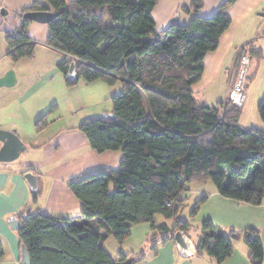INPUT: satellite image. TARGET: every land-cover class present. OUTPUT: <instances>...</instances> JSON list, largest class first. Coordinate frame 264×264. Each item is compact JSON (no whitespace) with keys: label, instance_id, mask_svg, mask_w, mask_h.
<instances>
[{"label":"trees","instance_id":"16d2710c","mask_svg":"<svg viewBox=\"0 0 264 264\" xmlns=\"http://www.w3.org/2000/svg\"><path fill=\"white\" fill-rule=\"evenodd\" d=\"M46 1L57 12L48 22L47 45L64 54L58 68L66 84L72 86L80 78L122 82L123 91L111 96L116 118L86 117L79 124L93 149L121 152V167L69 180L82 203L77 216L61 218L28 209L20 214L19 237L32 264H134L145 254L121 250L113 256L102 241L112 234L123 243L132 227L144 222L166 238H174L177 230L188 234L193 225L180 214L190 182L212 180L224 197L262 203L264 128L241 126V107L227 100L211 106L199 101L192 88L205 72L207 54L217 49L231 25L229 8L235 0H226L209 17L197 14L204 0H187L179 12L189 15V20H172L160 31L153 15L158 0ZM48 9L35 1L17 13L21 26L6 34L13 61L32 57L37 47L29 35L32 20L24 13ZM262 54L250 43L240 51L238 64L243 55L260 58ZM73 61L77 80L67 77ZM54 108L38 118L37 131L49 124ZM258 114L264 123V97ZM37 196L35 192L34 201ZM206 198L195 204L193 215ZM158 214L165 221H157ZM170 219L173 226L166 221ZM240 238L236 229L221 231L213 221H205L197 254L221 263ZM243 240L252 264H262L264 243L259 231H246ZM157 241L156 234L150 236L154 252ZM3 254L0 241V258Z\"/></svg>","mask_w":264,"mask_h":264},{"label":"crops","instance_id":"0c3cea01","mask_svg":"<svg viewBox=\"0 0 264 264\" xmlns=\"http://www.w3.org/2000/svg\"><path fill=\"white\" fill-rule=\"evenodd\" d=\"M35 1L47 4L54 11L46 0H0V6L5 7L8 11L7 15L0 13V77L9 69L15 70L17 77L14 85L0 87V129H15L26 144V149L19 158L14 161L0 162V241L4 247L0 264H21L22 244L18 227L15 225L17 222L20 223V214L25 209L33 213L46 212L61 218L79 215L82 203L71 191L69 180L81 177L88 172L118 168L121 160V152L118 150L98 152L93 149L88 137L80 130V123L64 124L55 128L53 127L55 119L53 120L50 116L49 124L43 130L37 131L38 118L53 106L57 109V105H52L46 111L42 110L45 109V106L37 105L35 107V92L50 82L58 72L62 74V82H65L63 84H66L65 75L58 66L45 69L38 78L30 82H22L20 89L11 93L10 90L16 88L15 86L23 81L24 72L17 65L21 59L13 61L8 55L9 47L6 34L21 26L22 18L17 13L33 5ZM186 1L158 0L153 11L158 31L166 28L177 13H179L180 19L189 20V15L179 12V7ZM225 1L204 0V5L197 14L209 17ZM263 11L264 0H235L230 6L231 25L222 35L217 49L207 54L205 72L202 78L192 86L194 94L202 96L199 101L213 106L216 102L226 100L241 64V60L238 64L240 51L250 43H253L255 48L264 51V21L258 20V18H264V15L259 14ZM29 35L36 42L39 41L47 45L48 23L32 21L29 25ZM35 54L26 58H33ZM253 59L249 57L247 61V73L248 68L257 64L253 62ZM247 73L246 101L243 108L249 98L247 90L251 77ZM262 97H264V90L261 89L253 102L256 108ZM106 111L112 112L111 110ZM251 123L253 124L239 121V124L246 128L253 126L264 128V123L259 115H255V119ZM48 134L49 136H46ZM38 139L40 141H37ZM35 152L38 155L35 156ZM28 171H33L38 176L39 187L36 191L30 188L25 179V173ZM188 184L187 190L191 189ZM35 192L38 194L36 201L33 199ZM200 192L202 191L200 190ZM203 193L207 195V198L199 212L189 219L186 218L193 225L188 236L196 246L194 254L181 255L174 238H166L163 232L153 230L152 224L149 222L135 224L130 236L127 237L132 238L134 244L141 250L137 252L134 249L124 250L122 248L118 253L121 250L135 254L144 253L145 257L134 264H252L249 258L250 251L243 240V235L235 242L232 254L221 263L207 254H197L199 238L197 240L195 235L199 234L200 237L199 230L202 222L213 221L221 225L225 231L236 229L244 234L248 230L256 229L264 243V197L259 205L240 202L222 196L217 191L216 185H213L208 192ZM162 218V221H165L163 216ZM156 220L162 222L157 218ZM170 220L173 221L171 225L168 220L166 221L170 226H173L174 220ZM153 234H156L158 238L156 252L150 242V236ZM102 245L106 248L105 243ZM146 245L148 251L144 250ZM106 250L113 255L107 248ZM262 264H264V260Z\"/></svg>","mask_w":264,"mask_h":264},{"label":"rangeland","instance_id":"374dc122","mask_svg":"<svg viewBox=\"0 0 264 264\" xmlns=\"http://www.w3.org/2000/svg\"><path fill=\"white\" fill-rule=\"evenodd\" d=\"M259 21H264V18H258ZM185 19L182 20V23H186ZM37 49L35 57L33 58H23L18 62V67H21L24 72V79L20 82L16 88H5L12 89L17 91L22 86V82H30L39 77V75L47 68L51 66L57 67L58 64L64 58L63 52L58 48L49 47L37 41ZM254 63H257L255 66L253 64L252 68H248V75L251 77L250 86L247 90L249 94L248 102L246 106L242 107L241 123L253 124L255 115L258 114V106L253 105L254 99L259 95V91L264 90V51L262 57H255L253 59ZM259 63V65H258ZM241 66V65H240ZM239 66V67H240ZM15 71V70H14ZM239 73H236V78ZM235 78V80H236ZM62 74L58 72L46 85H44L40 90L35 92V107L37 105L45 106L43 111L48 110L52 105L56 104L51 118L55 119V124L53 127H58L59 125L64 124H78L86 117H95L102 116L105 113H108L106 110H113V103L111 96L114 94L121 93L123 91L122 82L119 80L115 84H108L102 80H96L94 82H87L83 78L78 79L77 83L72 86H67L62 82ZM247 80V78H246ZM64 81V80H63ZM234 83V82H233ZM232 88V87H231ZM2 89V88H1ZM246 89V87H245ZM231 90V89H230ZM1 91V90H0ZM51 91L53 92L51 94ZM212 92V91H211ZM195 97L198 100H201L202 96L196 94ZM13 98V97H12ZM263 98V97H262ZM217 103V102H216ZM216 103H214L216 105ZM19 105V104H18ZM20 106V105H19ZM258 117V116H257ZM260 117V116H259ZM252 126V125H249ZM53 131V130H51ZM46 136H49L46 135ZM42 137V136H40ZM37 141H40L39 139ZM119 151V150H118ZM38 155L35 152V156ZM121 167V160L119 163ZM96 172V171H95ZM93 172L85 173L89 174ZM82 175V176H84ZM81 176V177H82ZM191 189H188L183 192V196L186 198V206L182 209L180 218L189 219L193 214L192 210L197 202L205 195L203 192H208L215 185L214 181L210 180L207 182H195L188 184ZM200 190L202 192H200ZM200 192V193H199ZM203 193V194H202ZM204 202L200 203V207ZM200 210V208H199ZM198 210V212H199ZM197 212V213H198ZM196 213V214H197ZM156 218L160 221L163 220L160 214L156 215ZM168 223L171 225L173 221L168 220ZM203 223L200 224L199 233L203 230ZM218 225V224H217ZM221 227V231L225 229ZM240 233V232H239ZM241 235H244L240 233ZM197 240L199 234H196ZM237 241V240H236ZM235 241V242H236ZM105 243L106 248L113 254L117 255L120 249L131 250L134 249L137 252L141 250L140 247L134 244L132 238H127L124 243H119L116 238L111 234L108 238L102 242ZM145 251H148L147 245L144 248Z\"/></svg>","mask_w":264,"mask_h":264},{"label":"water","instance_id":"95a60500","mask_svg":"<svg viewBox=\"0 0 264 264\" xmlns=\"http://www.w3.org/2000/svg\"><path fill=\"white\" fill-rule=\"evenodd\" d=\"M0 13L7 15L8 11L5 7L0 6ZM259 14L264 15V11L260 12ZM56 15V11L48 9L27 11L23 16L24 18L32 21L48 23ZM173 20L180 21L179 13L175 15ZM67 77L71 80H77L79 78L76 61L71 63ZM16 81L17 77L15 71L13 69H9L0 77V87L12 86L16 83ZM103 116L111 119L116 118L115 114L113 113H105ZM25 149L26 144L15 129H0V162L16 160ZM25 179L29 183V186L32 190L36 191L38 189V176L33 171L26 172ZM15 227H19V222L16 223ZM174 240L181 255L190 256L196 252V246L185 231L177 230L174 234ZM20 263L32 264L29 251L25 245H22V257Z\"/></svg>","mask_w":264,"mask_h":264},{"label":"built area","instance_id":"2783aa9c","mask_svg":"<svg viewBox=\"0 0 264 264\" xmlns=\"http://www.w3.org/2000/svg\"><path fill=\"white\" fill-rule=\"evenodd\" d=\"M248 55L241 57V66L239 67V73L234 81L231 90L229 91L227 101H231L232 104L238 107H243L246 101V73H247V61Z\"/></svg>","mask_w":264,"mask_h":264}]
</instances>
